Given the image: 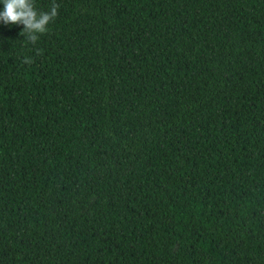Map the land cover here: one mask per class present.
Here are the masks:
<instances>
[{
    "label": "trees",
    "instance_id": "trees-1",
    "mask_svg": "<svg viewBox=\"0 0 264 264\" xmlns=\"http://www.w3.org/2000/svg\"><path fill=\"white\" fill-rule=\"evenodd\" d=\"M0 264H264V0H0Z\"/></svg>",
    "mask_w": 264,
    "mask_h": 264
}]
</instances>
